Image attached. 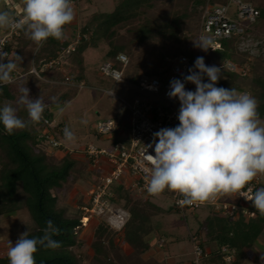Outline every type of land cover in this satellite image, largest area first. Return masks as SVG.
<instances>
[{"label": "rangeland", "instance_id": "obj_1", "mask_svg": "<svg viewBox=\"0 0 264 264\" xmlns=\"http://www.w3.org/2000/svg\"><path fill=\"white\" fill-rule=\"evenodd\" d=\"M8 1L9 4L5 6V0H0V11H7L13 17L15 11L23 10V0ZM122 1L82 0L74 8L75 16H78L77 21L79 23L74 27L70 24L68 25L69 28L65 31V37H69L67 40H70V36L76 37L78 33L82 32V28L88 24H91L95 29L97 25L96 22H93L95 16L100 13H112L121 9ZM193 1L154 0L150 4L143 5V12L138 15L136 13L137 16H134L135 18L133 17L121 25L117 29V33L110 37V41L97 40L95 41L96 46L94 45L85 51L86 74H80L77 69H74V71L68 70L70 73L67 72V76L70 77V80L65 81V83L63 76L58 75L63 83L54 84V88L51 86L50 88L42 80L37 78L35 80L27 76L21 79L23 80L22 82L11 84L10 96L4 93L0 98V107H3L5 103H11L18 108L17 115L27 121L26 109L17 104L21 95L20 89L27 87L30 90L29 95L32 99L42 96L46 105L45 111H52L51 118H54L57 124L53 122L57 126V130L53 133L60 140L63 147L72 148L73 154H67L65 151V155L62 152L63 148H51L47 142L40 143L41 147L36 146L35 137L38 135L40 126L44 125V118L37 124L29 123L27 128L16 131L27 132L32 138V141H29L32 152L39 151L45 154L47 161L54 163V165L61 166L66 159L74 160V167L66 181H63L60 187L52 190V193L57 198V207L61 212H64L66 217L76 218L84 215L86 212L85 208L91 206L92 191L102 181V174L89 160L83 148L88 143L109 147L116 142L123 141L121 137L127 141L129 140L130 113L129 111L122 112L124 109L123 102L113 98L107 91L112 90L127 103H133L136 98H147L157 104L160 103L167 106V103L161 98L139 90L136 86L137 81L133 82L132 79H139L153 70L160 72L162 67L165 66L164 58L166 56L176 58L193 52L198 54L199 57H203L207 66L219 67L222 64L223 59L217 53L210 49L205 51L198 47L196 43L204 41L207 42L206 46L209 43L208 40H199L204 8L215 2L219 4L226 0H205L206 2L202 4H196ZM243 1L251 3L264 12V0ZM235 13L236 8L231 7L229 15L234 16ZM146 26L152 28L147 40L141 41V36H143L141 34H143ZM252 29L253 33L242 36L231 44L229 58L238 63L251 62L252 67L256 66L255 74L252 72L254 76L264 77V19L259 21ZM8 30L9 28L0 29V37L7 33ZM24 33V30L21 29L20 35ZM25 38L26 35H23V37L13 36L9 39L13 51L12 57L21 59L22 62L32 66L36 53H41L42 47L37 49L35 43L32 41L26 43ZM118 45L126 47V51L123 53L129 58L124 80L121 82H115L110 78L104 77L99 71L102 62L109 60L107 59L109 50L113 46ZM16 55L18 56L16 57ZM77 60L80 59L77 57L73 62L76 63ZM168 65L170 66V63ZM194 71L198 70L195 69ZM226 73V71L221 69V78L219 80L227 79ZM252 73L251 78L254 77H252ZM40 75L42 76L41 73ZM251 78L246 80L251 82ZM203 82H209L206 75L203 76ZM255 82L252 81L251 83L254 85ZM248 83L246 82V85L243 86L250 87V85H247ZM195 89L196 86L190 83L188 90L195 91ZM51 97H57V102L52 103ZM177 105L180 107L179 101ZM61 107L64 108L63 112L60 111ZM120 114H122L125 124L119 128L112 138L103 139L96 136L94 126L98 120L116 118ZM83 121L87 122L83 123ZM59 123L63 124V126L58 125ZM66 126L76 136V140L73 143L64 140L63 129ZM262 182L264 183V177ZM111 188L117 197V201L114 202L115 207H123L127 210L128 208L126 207L128 206L129 208H136L141 217H144V219L147 217V221L144 220L142 243L139 248L146 246L147 243L149 247L146 251H143L142 248L139 251L135 250L125 242L127 241L125 233L121 234L123 239L117 237L118 234L117 236L115 235L117 230L109 226L105 217L93 216L87 226L80 227L74 231L76 243L71 247V252L75 256L77 264H97L93 244L97 241L95 233L99 226H102L105 230V236L101 240L102 246L109 250L110 264H166L163 251L174 244H178L184 250L187 256V258L184 257L186 258L185 263L189 264L190 260L194 258L195 242L193 236L199 237L200 240L197 243L202 242L205 247L208 246L213 250L217 249L219 245V227L225 224V219L216 216L211 205L203 206L200 209H189L181 213L174 209L172 195L162 193L151 199H138L139 197H131L130 192L120 184H114ZM19 192L20 210L18 214L11 218L0 216V255L7 254L9 241L14 244L20 234L26 231L30 234L37 230V224L25 206V194L21 187ZM131 220L132 217L130 216L128 227L131 224ZM162 239L166 241L163 248L158 246ZM143 243L144 245H142ZM252 247H254L255 253L253 250L248 249L240 259L236 256L233 264H260L254 254H257L256 251H258L260 252L259 254L262 253V256H264V232ZM102 254L103 252L100 255ZM176 254L177 251L173 255ZM46 256L47 254L43 250H39L35 254L36 259H44ZM101 259L105 261V258ZM210 264H221V262H219L218 258H213V262Z\"/></svg>", "mask_w": 264, "mask_h": 264}, {"label": "clouds", "instance_id": "obj_2", "mask_svg": "<svg viewBox=\"0 0 264 264\" xmlns=\"http://www.w3.org/2000/svg\"><path fill=\"white\" fill-rule=\"evenodd\" d=\"M74 19L72 0H23L22 20L17 22L7 11H0V29H23L39 49L49 38L63 41L65 27ZM196 45L205 51L211 48L204 41ZM118 59L127 61L123 53ZM16 67L7 53H0V85L12 82ZM194 69L198 71L189 69L184 82H170L168 96L180 102L179 125L154 133L158 142L154 144L155 155L146 154L152 165L146 190L152 196L165 190L174 192L182 197V206L211 203L218 194H235L251 201L256 212L264 216V187L242 191L258 176L264 177V120L258 110L259 102L249 92L217 87L221 69L207 66L203 57L196 58ZM204 75L209 82H203ZM116 79L118 82L123 78ZM185 82L194 84L195 91L186 90ZM29 91L27 87L21 88L17 101L26 109L27 121L17 115L18 108L11 103L0 107V123L8 134L43 119L45 101L42 96L32 99ZM51 101L56 103L57 97H51ZM63 136L69 143L76 140L68 126L63 129ZM60 231L49 219L42 236L29 238L26 231L14 244L9 241V264H36L35 254L40 246L53 250L61 247L53 238Z\"/></svg>", "mask_w": 264, "mask_h": 264}, {"label": "built area", "instance_id": "obj_3", "mask_svg": "<svg viewBox=\"0 0 264 264\" xmlns=\"http://www.w3.org/2000/svg\"><path fill=\"white\" fill-rule=\"evenodd\" d=\"M82 0H72L73 7H76ZM9 1L6 0V5ZM231 7L236 8L234 16H230ZM260 16V11L251 3L243 0H228L226 3L207 5L202 14V24L199 34V40H208V46L211 50L221 48V41L233 37L244 36L246 30L255 24ZM13 18L19 22L23 18V10L15 11ZM21 28H9L8 32L0 38V53H7L8 59L13 61L12 53L9 51L10 38L13 36H20ZM88 32L78 33L72 42L66 43L60 41L62 48L57 57L44 63V69L60 68L61 63L65 58L76 52L78 46L89 40ZM121 54V53H119ZM118 54V55H119ZM127 61L123 62L116 60L121 64V68L115 66L111 61H104L99 67L101 75L110 78L117 82L116 77L123 78L125 70L129 64ZM7 63V60L4 61ZM170 63V66L168 65ZM165 69H168L164 79L160 76H141L136 83L139 90L150 93L161 98L167 103V106L156 103L147 98H136L133 103H127L119 95L112 90L107 91L109 95L115 99L123 102L124 109L122 112L129 111L130 113V135L129 140L121 137L123 141L116 142L109 147L97 146L94 143H88L83 150L92 161L95 167L101 169L102 160H106L109 165V170L102 177L101 184H99L93 191L91 197V206L85 208V214L82 217V225L85 227L93 216L105 217L109 226L115 230L123 231L129 221L131 215L129 211L123 207H115L114 202L117 201L115 192L112 190V185L120 184L129 191L130 195L151 199L156 196L148 194L146 190L147 177L151 171V161L147 159L146 154L155 155L154 144L158 142L154 137V133L161 128H174L179 125L178 113L179 106L178 98H170L168 92L170 91V82L173 79H180L184 82V77L189 73V69H193L191 60L186 55H180L176 58L167 57ZM225 68L231 72H236L242 76H247L250 72L249 65L240 66L237 62L227 60L224 64ZM43 71V70H42ZM30 73L38 75L36 68H32ZM12 82H15L19 76L16 70L12 73ZM70 78H66L69 81ZM118 81V82H121ZM189 82H185V89ZM244 92V91H240ZM125 124L122 114L116 118H107L98 120L95 123L94 130L98 137L109 139L118 132L119 128ZM56 125L49 118L44 119V127L41 129L40 137L45 139L51 148L60 149L63 147L60 140L54 135L53 130ZM123 134V133H122ZM121 134V135H122ZM124 135V134H123ZM149 145H152L149 147ZM73 154V150L69 152ZM263 177L258 176L246 186L242 191H247L251 187L253 191L260 188L263 183ZM169 194L173 197V207L176 211L184 213L189 209H200L203 206L211 205L213 213L216 216L230 220L245 222L255 220L261 216L256 212L252 206V202L246 200L242 196L235 194H218L213 202H195L192 205L182 206L179 200L182 197L177 196L174 192L165 190L163 194ZM227 196H233L235 202L227 199ZM194 244V258L191 264H202V262L211 256V253L204 247L202 242L197 243L200 239L193 236ZM166 241L162 239L158 246L164 247ZM221 255L223 264H233L237 256V249L231 245L221 246L218 250ZM264 256H260L258 261L264 264Z\"/></svg>", "mask_w": 264, "mask_h": 264}, {"label": "trees", "instance_id": "obj_4", "mask_svg": "<svg viewBox=\"0 0 264 264\" xmlns=\"http://www.w3.org/2000/svg\"><path fill=\"white\" fill-rule=\"evenodd\" d=\"M152 1L154 0H123L121 9L115 10L112 13H100L96 15L95 20H93V22L97 23L95 29L91 26V24H88L81 30L83 33L88 32L90 39L82 42L78 46L76 52L71 55H74V58L78 57V59L81 60L83 52L88 47L94 45L96 46L95 41H110V37H113L115 33H117V29L121 25L132 19L134 16L141 14L143 12V5L145 6L150 4ZM227 1L228 0L223 1V3ZM193 2L196 4H202L206 1L194 0ZM258 9L260 11V16L257 22L246 30L245 35L253 33L252 28H254L259 21H263L264 12H262L260 8ZM68 28L69 26L67 25L65 27V31L68 30ZM151 28L152 27L150 26L144 27L143 34H141L143 35L141 36V41L147 40ZM241 37L242 36H238L222 40L220 49L211 50V48H208L214 53H217L223 59L222 64H220L218 68L227 72V79L218 80L216 86L226 89L234 88L239 92L244 91L251 93V95L258 100L260 117L261 119H264V77L254 76L256 66L252 67L251 62H249V64L248 61L240 63L237 62L240 66H244L246 64L249 65L250 72L247 76L231 72L224 66L225 62L231 59L229 58L231 44L239 40ZM74 39L75 37L70 36V40H68L69 43L74 41ZM8 49L12 52L10 45L8 46ZM61 49L62 48L60 47L58 40L49 38L43 44L41 53L38 52L36 54L34 62L40 68L45 62L51 60L52 57L55 56ZM125 51L126 47L124 45L113 46V48H111L107 53V59H109L107 61L113 62L116 67L120 68L121 64L116 60V57L119 53H123ZM184 55L190 58L194 67L195 60L199 57V55L193 52ZM167 57L169 56L164 58L165 65ZM42 61L45 62L41 63ZM13 62L15 61L13 60ZM80 63H82V60ZM167 72L168 69H165V66H163L160 72L153 70L151 73L144 75L160 76L163 80ZM251 73L252 77L254 76L253 78H251ZM249 78H251V82L256 81L254 85L249 80H246ZM137 80L138 78L132 79L133 82H136ZM246 82H249L247 85H250V87L243 86L246 85ZM11 84L14 83L0 85V98L4 95V93H6L7 96H10L9 92ZM189 86L190 82L186 87V90H188ZM51 117L52 115L50 112L44 111V119H51ZM43 127L44 125L40 126L38 135L35 137L37 141L36 146L38 147H41L40 143L47 142L45 139L40 137L41 129ZM55 130L56 129H54L53 132ZM29 141H32V138L27 132L15 131L13 134H8L4 130L2 123H0V215H14L20 210L19 191L21 187L23 193L25 194V206L37 224V230L28 234L29 238L42 236L43 229L46 227V221L49 219H51L61 230L60 235L53 237L61 243V247L53 250L40 246L39 250L45 251L47 256L44 259L35 258L36 264H77L76 258L71 252V247H73L76 243V234L74 231L80 227L83 228L81 222L83 215L76 218L66 217L64 212H61L57 207V198L52 193L53 189L60 187L61 183L66 181L70 171L74 167V160L66 159L63 161L61 166H56L54 163L47 161L45 154L39 151L32 152ZM260 187H264V183H262ZM126 208H128L132 217V225L130 224L128 227V221L125 229L123 231H117L115 235L117 236L118 234L117 237L122 238L121 234L125 233L127 238V241L125 242L137 251L141 248L143 251H146L149 247L148 243L146 246H142L141 248H139V246L142 243L144 220L147 221V217L145 219L144 217H141L140 213H138V209L136 208H129V206ZM224 222L225 224L220 225L219 227V245L216 250H219L221 246L231 245L237 249V257H239V259L248 249L256 244L259 236L264 232V216H259L257 219L249 222H245L243 220L230 221L227 219H225ZM95 235L97 241L94 242L93 246L97 264H110L109 250L102 246V240L105 236V230L102 226L98 227ZM142 245H144V243ZM144 247H146L145 250ZM102 252L103 254L100 255ZM214 255H217L219 262L223 264L221 255L219 253H215ZM217 257H215V259ZM101 258H105V261ZM0 264H9L7 255L0 256Z\"/></svg>", "mask_w": 264, "mask_h": 264}, {"label": "crops", "instance_id": "obj_5", "mask_svg": "<svg viewBox=\"0 0 264 264\" xmlns=\"http://www.w3.org/2000/svg\"><path fill=\"white\" fill-rule=\"evenodd\" d=\"M75 8V7H74ZM77 12V11H76ZM77 15V14H76ZM77 17L78 16H75V20L70 24L72 27H74V26H77V24L79 23L78 21H77ZM25 32V31H24ZM23 35H25V33L23 34ZM23 35L21 34L19 37H23ZM3 36V35H2ZM1 36V37H2ZM0 37V38H1ZM25 40H26V43H29L28 41H31L27 36H26V38H25ZM63 41H65L66 43H68L69 41L67 40V38L65 37V39L63 40ZM28 45V44H27ZM92 47V46H91ZM88 48H90V47H88ZM87 48V49H88ZM86 49V50H87ZM85 50V51H86ZM85 51L83 52V54H82V56H81V60H82V63H80V61L81 60H78L76 63H74L73 62V60L75 59L74 57V55L72 56V55H70L69 57H67V58H65L64 59V61L61 63V66H60V68H54V69H44L43 68V65L39 68L37 65H36V63L34 62V59H33V63H32V66H29L28 64H26L25 62H22L21 61V59H14L13 58V60L15 61V63H16V65H17V68L15 69L16 70V72L19 74V76L20 77H18L17 78V80L15 81V82H13V83H20V82H22L23 80H21V79H23V78H25V77H27V76H30V77H32V78H34L35 80H36V78L37 79H39V80H42L44 83H46V84H48V86L50 87H52V88H54L55 86H54V84H56V85H59L58 83L60 82V83H63L61 80H60V78L58 77V75H62L63 76V79H64V82L66 81V78L68 77V78H70L69 76H67V74L68 73H70V72H68V70H70V71H74V69H77L79 72H80V74H86V55H85ZM13 52V51H12ZM11 52V53H12ZM37 54V53H36ZM19 55V54H18ZM18 55H16V57L18 56ZM57 55H58V52H57V54L55 55V56H53L52 58H55V57H57ZM36 56V55H35ZM70 58H73V59H70ZM45 61H42L41 63H44ZM104 62V61H103ZM70 65L72 66L71 68H70ZM73 65H74V67H73ZM32 68H36L37 69V71L39 72V74L38 75H36V74H32V73H30V70H32ZM29 70V71H28ZM43 70V71H42ZM66 72V73H65ZM68 72V73H67ZM40 73L42 74V76L40 75ZM46 73V74H45ZM85 80V79H84ZM84 80H82V81H84ZM51 83H53V84H51ZM66 83V82H65ZM81 83H83V82H81ZM18 85V84H17ZM50 87V88H51ZM50 113L52 114V111H50ZM51 121H53V122H55V124H56V121L54 120V118H51L50 119ZM57 125V124H56ZM58 125H62L63 126V124H61V123H59ZM57 128V127H56ZM57 130V129H56ZM63 148V154H65L66 155V153L67 154H70L69 152L70 151H72V148H69V147H62ZM65 151H66V153H65ZM103 162H102V168L101 169H99V168H97V170L102 174L101 175V178L104 176V174H106L107 173V171L109 170V165H108V163L106 162V160H102ZM165 195H167L166 193H165ZM133 196V195H132ZM133 197H135V198H137L136 196H133ZM138 199H142V198H138ZM227 199L229 200V201H231V202H235L236 200H235V198L233 197V196H227ZM19 212V211H18ZM18 212L16 213V214H18ZM16 214H14V215H0V216H4L5 218H11L12 216L13 217H15L16 216ZM247 222H249V221H247ZM203 244V243H202ZM128 245V244H127ZM204 245V244H203ZM205 247V246H204ZM210 253H211V256L209 257V258H207V259H205L203 262H202V264H210L211 262H213V258H215V257H217V255H214L215 253L216 254H218L217 252H218V250H213V249H211V248H209L208 246H206L205 247ZM250 250H253V252H254V247H251L250 248ZM176 251H177V254L176 255H173L174 253H176ZM247 252V251H246ZM257 252V254H254L255 256H257V258H259L260 256H262L263 254L261 253V254H259L260 252H258V251H256ZM255 253V252H254ZM4 255H7V254H4ZM4 255H0V256H4ZM163 255H164V259L166 260V264H188V263H185V261H186V258H187V256L185 255V253H184V250L183 249H181L180 247H179V245L178 244H174V245H171V247L170 248H167V249H165L164 251H163ZM254 256V257H255ZM184 257H186V258H184ZM218 258V257H217ZM257 258H256V260H257ZM219 259V258H218ZM184 261V262H183ZM238 262H239V260H238ZM237 262V263H238ZM192 263V259L190 260V263L189 264H191Z\"/></svg>", "mask_w": 264, "mask_h": 264}, {"label": "water", "instance_id": "obj_6", "mask_svg": "<svg viewBox=\"0 0 264 264\" xmlns=\"http://www.w3.org/2000/svg\"><path fill=\"white\" fill-rule=\"evenodd\" d=\"M5 6H7V5H6V0H5Z\"/></svg>", "mask_w": 264, "mask_h": 264}]
</instances>
